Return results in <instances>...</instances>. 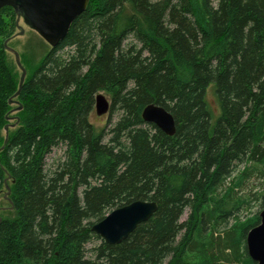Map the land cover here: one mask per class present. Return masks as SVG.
Wrapping results in <instances>:
<instances>
[{
  "label": "trees",
  "instance_id": "16d2710c",
  "mask_svg": "<svg viewBox=\"0 0 264 264\" xmlns=\"http://www.w3.org/2000/svg\"><path fill=\"white\" fill-rule=\"evenodd\" d=\"M16 19L0 10V131L18 110L0 136L14 214L0 219V264H256L245 238L259 216L239 223L237 191L264 173V0H88L18 93ZM101 93L106 131L89 122ZM149 104L173 136L142 120ZM134 201L157 209L120 244L91 231Z\"/></svg>",
  "mask_w": 264,
  "mask_h": 264
},
{
  "label": "water",
  "instance_id": "95a60500",
  "mask_svg": "<svg viewBox=\"0 0 264 264\" xmlns=\"http://www.w3.org/2000/svg\"><path fill=\"white\" fill-rule=\"evenodd\" d=\"M87 3L88 0H0V10L13 9L18 20L21 18L50 48H54L65 38L71 23L85 10ZM8 51L13 54L21 70L18 93L24 82L25 70L19 63L17 53L11 49ZM108 109L107 99L97 94L94 98L95 114L102 116L107 114ZM141 117L145 123L154 125L163 134L174 135V120L163 108L149 104L143 109ZM5 189L8 195V187ZM156 209L154 202L134 201L110 211L92 226L91 231L108 245L120 244L138 225L147 222ZM245 248L253 262L264 264V209L259 213V224L246 235Z\"/></svg>",
  "mask_w": 264,
  "mask_h": 264
},
{
  "label": "rangeland",
  "instance_id": "374dc122",
  "mask_svg": "<svg viewBox=\"0 0 264 264\" xmlns=\"http://www.w3.org/2000/svg\"><path fill=\"white\" fill-rule=\"evenodd\" d=\"M14 36L11 40L8 41V47L15 51L18 56L19 63L23 65L25 68V77L26 79L29 74L31 73L32 69L37 65L43 55L49 50V46L37 35L36 32L31 30L27 25H25L20 18L19 20L16 19V29L14 30ZM6 59L11 67L13 74L17 78V80L21 77V70L15 63V58L12 53L6 52ZM26 60V65H24V61ZM108 101L109 98L107 95L101 93ZM206 102L208 108L212 116L217 115V102L212 93V91H208ZM10 109L6 114L7 124L3 126L0 131V136L5 137L6 132L11 130L15 127L18 123V110H17V102H11ZM116 119V116H109L104 114L102 116H97L95 114V110L93 107L92 112L89 115V122L97 129V130H104L106 131L109 129V123H113ZM10 125V126H9ZM9 129V130H8ZM61 153L59 151L53 152L52 156L57 157ZM50 156V157H52ZM245 164L240 165L234 174L231 176V180L237 175V172H240L244 169ZM252 175L249 179H247L242 187L237 191L239 196H241L245 201L244 208L239 215V223H244L250 221L255 216H259V213L264 209V205L261 204L260 196L264 193V173ZM8 195L4 188L0 189V219L2 218H13L14 214L9 206L7 201ZM189 214V210L186 209L181 221H185ZM233 222L230 223V226ZM230 228V227H229ZM92 246H88L87 249L91 248Z\"/></svg>",
  "mask_w": 264,
  "mask_h": 264
},
{
  "label": "bare ground",
  "instance_id": "6f19581e",
  "mask_svg": "<svg viewBox=\"0 0 264 264\" xmlns=\"http://www.w3.org/2000/svg\"><path fill=\"white\" fill-rule=\"evenodd\" d=\"M10 126V125H9Z\"/></svg>",
  "mask_w": 264,
  "mask_h": 264
}]
</instances>
